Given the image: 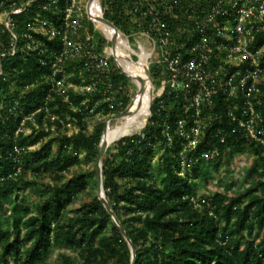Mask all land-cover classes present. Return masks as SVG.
<instances>
[{"label": "trees", "instance_id": "obj_1", "mask_svg": "<svg viewBox=\"0 0 264 264\" xmlns=\"http://www.w3.org/2000/svg\"><path fill=\"white\" fill-rule=\"evenodd\" d=\"M101 1L103 17L120 31L130 35L145 28L146 19L124 15L131 0ZM31 14L18 16V29ZM262 35L264 31L250 50L261 45ZM97 41L102 51L106 38L100 35ZM50 59L38 52L0 58V264H48L54 251L53 264H130L128 245L95 192L73 213L67 210L92 183L96 189L94 168L103 123L134 98L127 96L128 78L117 68L108 74L86 70L76 60L66 66L67 82L93 88H69L60 96L52 90ZM150 75L155 84L153 69ZM108 84L115 93L110 100L104 98ZM214 100L220 118L212 119L187 151L190 164L183 175L178 174L184 142L178 122L191 121L166 90L153 100L145 128L106 150L102 185L133 243V264H264V83L251 97L263 142L247 137L228 116L233 103L244 105L242 93L230 102L217 93ZM95 114L102 119L89 129V117ZM70 123L76 127L71 133ZM248 151L253 159L241 187L230 192L236 183L231 182L223 190L198 194L214 172ZM82 164L90 166L65 179L71 168ZM27 193L34 198L31 204ZM191 197L200 207L191 204Z\"/></svg>", "mask_w": 264, "mask_h": 264}, {"label": "built area", "instance_id": "obj_2", "mask_svg": "<svg viewBox=\"0 0 264 264\" xmlns=\"http://www.w3.org/2000/svg\"><path fill=\"white\" fill-rule=\"evenodd\" d=\"M88 4V0H0V58L17 52L48 55L52 90L60 96L69 88L76 90L75 84L67 82L68 64L77 60L89 71L108 67V57L98 50L97 38L86 24ZM30 12L18 29V16ZM124 15L146 19L138 34L153 44L154 53L159 50L158 62L167 77L156 98L166 90L168 98L190 116L191 125L185 119L178 122V135L184 140L178 174L183 175L190 164L186 153L195 147L204 128L220 118L214 110L217 93L224 94L227 102L242 93L244 105L233 103L228 116L247 137L260 140L256 130L260 115L251 97L264 73V35L258 48L250 50V46L264 31V0H131ZM47 41L57 45L49 46ZM57 74L62 75L60 79H55ZM78 88L90 91L93 87ZM109 88L108 84L106 100L113 98ZM217 134L224 142L220 131ZM190 202L200 207L196 198Z\"/></svg>", "mask_w": 264, "mask_h": 264}, {"label": "rangeland", "instance_id": "obj_3", "mask_svg": "<svg viewBox=\"0 0 264 264\" xmlns=\"http://www.w3.org/2000/svg\"><path fill=\"white\" fill-rule=\"evenodd\" d=\"M100 4H101V8H102V12L104 13V9H103V5H102V1L99 0ZM230 22H232V20H229ZM92 23V22H91ZM87 27L88 29L90 28L89 23L86 21ZM93 27L90 28V30L94 33V35L96 36V38H98L100 35L104 36L102 30L98 27L97 24L92 23ZM120 31V30H119ZM124 37L128 40V43L130 45V47L136 51L139 52L140 51V46L144 47L146 51L150 52V56L147 60V68L150 71L151 69L154 70V72H156V76H155V84L153 83V98L150 104V115L148 116L147 120H146V124L149 121V118L151 116V105L153 100L156 98L158 92L161 90L162 88V84L163 81L167 76H165V69L164 67L159 64L158 59H159V50H157L156 53L153 52V44L146 38L142 37L140 34H134L133 32H130V35L126 34L125 32L120 31ZM106 45L103 47L102 52L105 53L106 57H108V67L105 70H101L102 74H108L110 73V71H113L115 68L118 69V72L120 74H122L119 70V68L115 65L114 59L112 56L107 54V48L111 45L110 41L107 40L106 38ZM132 57L134 59H136V55L132 54ZM111 60H113V62H111ZM104 72V73H103ZM260 82L264 83V73H262L260 75ZM128 95L127 96H132L136 94V89L133 86V84L131 83V81L128 79ZM76 90H83V89H79L76 87ZM112 96H115V93L112 94ZM102 119L100 114H95L89 117V123H88V127L89 129L92 128V126L94 125V123L98 120ZM121 120H111L110 121V125L111 126H115L117 123H120ZM145 124V126H146ZM145 126L139 130L138 132L142 131ZM76 127L73 123H70L68 125V132L71 133L72 131H75ZM28 133V131H27ZM118 141V140H116ZM116 141L112 142L111 144H114ZM253 159V155L250 151L246 152L243 155H237L232 159V165L230 166H226L221 172L219 173H213V179L210 181L209 184H207L206 186H203L199 189L198 194L199 195H207L210 194L211 192L215 191V190H223L226 186V184H229L231 182H236L234 185L231 186L230 192H233L235 190H237L239 187H241V183L243 181L244 176L247 173L248 170V164L249 162ZM156 160V157H155ZM90 165H86V164H82L81 167H73L70 169V171L68 173L65 174V179H69L73 174H75L76 172L82 171V170H86L88 169ZM93 183L90 185V189L88 191V193L81 195L78 197V199L75 201V203L71 204L68 206L67 210L68 212L71 214L73 213L76 208L79 206V204L86 200L87 198L91 197V195H93V193H96V189H91L92 188ZM28 203L31 204V201H33L34 198H32L31 196L26 195ZM31 206V205H29ZM57 255V251H54L52 254L51 259L49 260L48 264H53L54 259Z\"/></svg>", "mask_w": 264, "mask_h": 264}, {"label": "bare ground", "instance_id": "obj_4", "mask_svg": "<svg viewBox=\"0 0 264 264\" xmlns=\"http://www.w3.org/2000/svg\"><path fill=\"white\" fill-rule=\"evenodd\" d=\"M88 11L90 17L94 19L103 16L99 0H91L88 4ZM96 24L107 40L110 43L114 42V47L110 45L107 48V54L114 58L115 65L120 72L127 76L136 89L135 106L127 111L120 123L111 126L109 122L107 125L104 137L108 142H114L123 135L134 131L138 132L146 124L153 98V86L150 85L148 78L144 75L143 67H147L150 52L142 46H140L139 52L134 51L120 31H115L113 28L99 22H96ZM132 54L136 55V59L132 57Z\"/></svg>", "mask_w": 264, "mask_h": 264}, {"label": "water", "instance_id": "obj_5", "mask_svg": "<svg viewBox=\"0 0 264 264\" xmlns=\"http://www.w3.org/2000/svg\"><path fill=\"white\" fill-rule=\"evenodd\" d=\"M90 1L91 0H88V3ZM87 17L90 20V22H92L94 24H96V22H99V23H102L104 25H107V26L113 28L115 31H119V29H117L112 23H110L108 20H106L103 16L96 17L94 19V18L90 17V15L88 14ZM104 37H105V35H104ZM111 45H112V47H114V42H112ZM114 62H115V60H114ZM143 72H144V75L148 78L150 85L153 86L150 71L148 70V68L143 67ZM121 73L124 76H126L123 72H121ZM135 96H136V94H135ZM134 106H135V103H134V98H133L132 101L130 102V104L123 111L116 113V114H112L105 119V121L103 123L102 134L100 136V140L98 143V153H97V158L95 161V168H94L97 199L100 201V203L102 204V206L104 207V209L108 213L112 223L114 224V226L116 227L118 232L122 235V237L126 241L128 248H129V251H130V264L134 263L135 249H134L132 241L128 237V235H127L125 229L123 228L122 224L120 223V221L115 216V214L112 211V209H111V207L107 201V198L105 196L103 185H102V162H103V159H104V156H105V153H106L108 146L112 143V142H108V140L104 137L105 130L107 128L108 123L111 120H121L126 115L127 111ZM149 115H150V113H149ZM137 133H139V132L134 131L130 134L123 135L121 138L126 137V136H131V135H134Z\"/></svg>", "mask_w": 264, "mask_h": 264}]
</instances>
